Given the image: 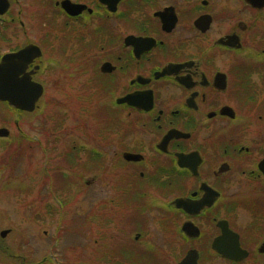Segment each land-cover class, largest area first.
Listing matches in <instances>:
<instances>
[{"label":"flooded vegetation","instance_id":"af4514ba","mask_svg":"<svg viewBox=\"0 0 264 264\" xmlns=\"http://www.w3.org/2000/svg\"><path fill=\"white\" fill-rule=\"evenodd\" d=\"M42 3L56 25L41 24ZM58 41L70 49L69 64L82 69L86 111L92 103L118 114L114 128L132 137V144L116 139V155L131 171L113 183L117 228L137 243L149 214L161 211L160 226L171 227L183 257L196 250L199 264L205 255L264 264V0H0V63L30 46L42 52L18 77L43 85V44ZM91 61L99 65L98 80L88 72ZM0 106L33 113L8 100ZM16 124L25 151L36 140ZM53 132L36 144L51 163L61 141ZM10 134L0 124L2 153ZM97 156L104 158L103 151ZM3 158L2 192L9 187ZM10 236L12 229L0 228V264L48 261L26 258L24 239ZM143 247L147 255L157 251L148 238Z\"/></svg>","mask_w":264,"mask_h":264},{"label":"rangeland","instance_id":"374dc122","mask_svg":"<svg viewBox=\"0 0 264 264\" xmlns=\"http://www.w3.org/2000/svg\"><path fill=\"white\" fill-rule=\"evenodd\" d=\"M43 5L37 7L41 24L56 25V19L49 16ZM43 50L45 69L41 82L45 93L38 110L23 114L0 106V124L5 123L11 131L8 147H4L7 149L3 153L0 151V159L4 156L9 167L8 190L0 191V228H10L16 234L9 237L10 241L24 239L26 258L37 261L53 257L52 261L43 264H153L151 258L158 259L160 264H176L183 258L180 247L184 245L173 235L170 226L165 227L164 232L160 226L161 211L149 214L145 236L137 243L128 229L117 228L114 198L118 192L113 183L117 182L119 174L127 175L131 171L116 155V139L121 136L124 143L132 144V137L125 133L121 135L114 128L112 121L118 114L96 105L94 109L92 103L86 111L79 96L85 77L81 67L76 71L77 66L69 64L71 52L65 44L60 41L55 46L43 44ZM51 55L60 60L49 61ZM88 67V72L95 73L94 78L98 80L99 65L91 61ZM125 116L126 113L122 120H126ZM17 122L26 130L27 136L36 140L25 145V151L19 145ZM261 125L262 140L264 125ZM104 126L109 130L101 134ZM51 132L61 139L52 163L36 147L38 141L50 136ZM84 138H88L86 152L82 149ZM99 151H103L104 158L97 156ZM263 154L261 142V156ZM46 162L48 172L44 170ZM39 211L41 217L37 214ZM119 231L125 233L119 235ZM116 238L119 241H115ZM147 238L157 246L153 253L156 257L141 250ZM200 264L225 263L205 255Z\"/></svg>","mask_w":264,"mask_h":264},{"label":"water","instance_id":"95a60500","mask_svg":"<svg viewBox=\"0 0 264 264\" xmlns=\"http://www.w3.org/2000/svg\"><path fill=\"white\" fill-rule=\"evenodd\" d=\"M106 1V0H104ZM63 4H67L64 2ZM42 55L39 47L30 46L15 54L7 55L0 63V100H8L12 106L17 109L32 112L36 108V103L44 94V87L31 81L30 75L23 78L18 77L33 61V59ZM178 131L170 133L178 135ZM127 159H131V155H126ZM261 170L264 171V161L261 163ZM181 201L177 204L180 206ZM225 231L223 238H229V231ZM199 233V231L197 232ZM231 235V234H230ZM229 249H223V253L229 257ZM262 251V250H261ZM199 255L196 250H191L177 264H199Z\"/></svg>","mask_w":264,"mask_h":264},{"label":"trees","instance_id":"16d2710c","mask_svg":"<svg viewBox=\"0 0 264 264\" xmlns=\"http://www.w3.org/2000/svg\"><path fill=\"white\" fill-rule=\"evenodd\" d=\"M56 180H59V178L57 177ZM139 256H141V255H139ZM153 257H156V256L153 255ZM151 259L153 260L152 262H154L153 264H160L158 259L157 260H156V258H151Z\"/></svg>","mask_w":264,"mask_h":264}]
</instances>
